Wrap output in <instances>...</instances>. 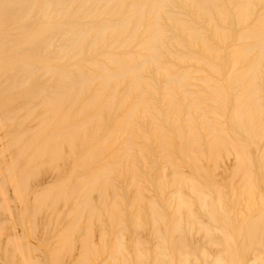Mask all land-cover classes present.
I'll use <instances>...</instances> for the list:
<instances>
[{"label":"bare ground","instance_id":"obj_1","mask_svg":"<svg viewBox=\"0 0 264 264\" xmlns=\"http://www.w3.org/2000/svg\"><path fill=\"white\" fill-rule=\"evenodd\" d=\"M242 1L0 0V10L20 16L22 22L33 9L39 8L42 14L49 7L70 20L68 28H55L61 45L53 46L54 38L48 36L54 30L50 29L34 46L37 54L44 52L46 62L55 66L7 57L6 53L13 55L16 49L4 50L3 60L12 66V74L8 75V87L0 85V264H24L20 251L33 248L27 242L40 243L44 264H264L263 210L241 224L236 216L231 219V209L225 222L228 230L224 229L241 236L234 233L227 240L211 224L217 223L215 214L224 206L220 187L203 182L204 172L218 162L222 149H228L229 139L225 135L210 137L204 153L207 161L200 164L196 154L186 163L173 151L178 149L183 155L195 152L198 135L192 122L185 127L190 143L185 151L182 128L176 130V139L167 141L156 123L159 117L166 125L171 120L169 114L177 113L178 106L169 93L171 88L181 92L188 77L187 70L176 72L173 64L161 63L163 54L176 63L187 59L206 63L209 75L202 83L210 84L213 93L221 89L213 64L193 53L168 51L179 44L164 35L161 15L184 36L185 46L194 50V46L209 43L219 30L213 26L202 35L203 22L214 24V19L227 15L239 23L262 2L251 0L252 7L249 0ZM178 10L184 13V20L175 19ZM79 18L99 22L80 24ZM249 24L250 28L239 34L249 45L234 48L233 53L239 57L254 54L256 58L264 51V12L253 14ZM23 31L24 38L30 35L28 29ZM218 41L225 43V34ZM135 44L142 56L116 55ZM207 50L215 58L218 55L213 45ZM81 56L91 57L83 66L96 74L81 72L79 64H62ZM251 69L255 75L242 88L250 116H255L259 110L253 103L258 89L254 83L261 78L264 86V72L261 77L259 67ZM37 72L43 74L41 78H36ZM153 72L162 75L166 111L153 104L150 94H156L142 77ZM233 76L240 84L246 78L244 73ZM32 80L39 82L44 97H40V88H32L5 103ZM123 82L128 83L127 88L118 93ZM91 83H96L97 89L81 98V88ZM130 91L137 94L134 106L128 105ZM231 104L236 107L233 101ZM194 107L189 103L190 109ZM144 118L150 119L148 128L156 137L153 152L158 154L160 165L155 170L147 162L151 146L143 145L148 135L139 122ZM254 122L258 126L259 122ZM205 129L210 134V129ZM227 160L229 157L222 159ZM230 164L241 167L237 161ZM194 174H199V180ZM232 176H240V180L248 177L238 166ZM23 240L26 243L20 244Z\"/></svg>","mask_w":264,"mask_h":264},{"label":"rangeland","instance_id":"obj_2","mask_svg":"<svg viewBox=\"0 0 264 264\" xmlns=\"http://www.w3.org/2000/svg\"><path fill=\"white\" fill-rule=\"evenodd\" d=\"M230 1L240 2L242 0ZM249 1L250 6L253 7L254 1ZM261 1L262 2L260 4H257V9L253 8L242 18L239 23L233 22V20L227 15L218 19H214V24L211 22H203L200 25V33L202 35H206L208 32H211L213 26L218 27L219 30L212 35L209 43L205 45L194 46V50H191L190 47L187 48L185 46L186 44H184V36L174 27L169 26V23H165V21L162 20V15L160 17V25L163 26L162 29L164 31V35L166 34L167 36L176 39L179 44L177 47L168 48L169 52L174 54H196L197 56H200L201 59L213 64L218 70L216 72L215 78L218 82V87H221L222 90L219 89L217 93H213V91L209 89L210 84L207 87L202 83V80H204L209 75L208 66L206 63H200L194 59L182 60L176 63L163 54L160 59L161 63L173 64L174 71L176 72L187 70L188 77L183 82V88L181 92H177L175 88H171L172 91L169 93L178 106L177 113L169 114L168 118H171V120L167 121L166 125H164V121L159 117L156 119V123L157 126L162 128L166 133L165 140L167 141H173L176 139V132H178L176 130L178 128H182V130L179 131L182 138L186 140L185 141L183 139V141H181V145L184 147L183 151H185V149L190 145V143L187 141L189 137L188 131H186L185 127L189 121L192 122L191 127L198 135V141L194 143L195 152H189L187 155H183L179 153L178 149L173 151L182 159L183 162L186 163H190L196 154L199 156L200 164H203L207 161L204 153L206 146L210 141V137L212 138L218 135H225L229 139L230 143L228 144V149H222L220 151L218 162L211 165L209 169L204 172L203 180V182L211 181L212 183L217 184L221 189L222 203L224 207L221 213L218 212L215 214V220L217 223L214 221L215 223L211 224L214 226V228H218L219 234L225 240H227L232 234L237 233L226 231L228 230V227L226 226L225 222L229 221L227 218H229L231 209H234L232 211L231 219L236 216L234 219L241 224H243L247 217L253 218L259 216L261 215L259 214L261 210L264 212V194H262L264 193V86H262L263 82L261 81V78H259L254 83V86H256L255 88L258 89L253 99V103H255L257 109L259 110L257 114H254L255 116H250L251 113L248 110L249 102H247V96L246 94H243L244 92L242 88L249 83L248 79L255 75V72L251 69L252 66L256 65L257 69L258 67L260 68V72L257 74L262 77V73L264 72V51L259 54L256 53V58L254 57V54L239 57L233 53L234 48H241L249 45L247 40H241L239 38V34L245 29L250 28L249 23L252 20L253 14L259 13L261 15L264 12V0ZM164 10H166V8H164ZM38 12L39 8L33 9L28 15L27 19L22 22L20 16H9L8 14L5 15V13L0 10L1 88H6L10 85L8 75L12 74V66L9 65L7 61L3 60V55L5 53L4 50L7 51L9 48L16 49L13 55L6 53L7 57L23 59L29 63H34L37 60L46 62V58L44 56L45 53L43 52L42 55H40L34 50V46L41 41V39L44 37V34L48 30L53 29L54 31L48 36L49 38H54L52 41L53 46L56 47L63 43L61 42L62 40L60 38H56L57 32L55 31V28H68L70 25V20L56 12L52 7L45 8L42 14H39ZM174 15L176 20H184V13L181 12V10H178ZM77 22L80 24H86L88 22L98 23L99 21L94 20L92 22L88 18H79L77 19ZM24 29H28L30 31V35H28L26 38L23 37ZM224 34L226 36V42H219V37ZM139 41L140 30L135 35L136 44ZM136 44L124 51H118L116 55L134 54L135 56H142V53L138 49H135ZM212 45L218 54L216 58L213 52H209L207 50L208 47ZM223 49L225 51L222 53ZM89 59H91L90 56H81L74 61L69 60L62 64L69 66L79 64L77 69H80L81 72L96 74V70L83 66L85 61ZM98 61L103 62L104 60L98 59ZM46 63L51 66H55L54 63ZM62 64L59 65L62 66ZM104 65L107 69H112L109 64L105 63ZM234 73H244L246 75V78L242 80L241 84L236 81L235 77L233 76ZM42 75V73L37 72L36 78H41ZM161 76H157L155 72H153V74H142V77L148 80L151 90L156 94L154 95L150 90H147L149 93H151L150 97L153 100V104L156 105L158 109L166 111V106H168V104L166 98L163 97L164 91L160 86V82L163 80ZM262 79L264 81V76ZM127 84V82L121 83L120 86H118V93L120 90L124 91L127 88ZM97 87L98 85L96 83H91L90 85L81 88V98H86L89 96V94L95 91ZM32 88H40V97H44L41 93V86L39 82L32 80L28 81L24 88H20V91L15 90L10 98L5 100V103H10L11 98L18 95L19 93L23 95ZM143 88L144 86L141 87V92L143 91ZM127 93L128 98L131 100L128 105L134 106L137 101V94L131 91ZM144 98L146 99V96H144ZM232 101L236 104V107L234 108L231 104ZM189 103H191V106L195 107L190 109ZM254 121L259 122V127ZM139 124L142 125L145 130V134L148 135V140L143 143V145L151 146L150 157L147 159V162L149 163V167L155 170L157 167H159L160 163L157 160L158 154L153 152V148H155L154 140L156 137L152 131V128H148L150 119L144 118L139 122ZM205 126L207 129H210V134L205 129ZM232 126L235 128H232ZM157 152L161 154L160 149H158ZM225 157H229V160L223 162L222 159ZM231 161H237L240 163L241 167L247 172H244L239 165H231ZM235 166H238L239 169L248 176L246 180H240V176L238 179L232 176V170H234ZM0 174V176H2V169H0ZM167 176L169 177L168 173ZM193 177L199 180V174H194ZM205 191L207 194H210L208 190ZM9 205L10 207H13L12 203ZM246 206H248V209H246ZM16 207L14 210L17 209ZM19 220H21V218L19 216V212L17 211L16 221ZM16 223L17 226L20 225L19 222ZM237 234L241 236V234ZM76 236H78V234H76ZM24 243H26L25 240L20 242V244ZM27 244L33 248H31L30 252L26 253L20 251L22 252L21 256L24 258V264H44L40 259V253L42 251V247L39 245L40 243L27 242ZM241 256L239 257L240 259L243 258ZM177 259L178 256L176 257L175 255L174 260Z\"/></svg>","mask_w":264,"mask_h":264}]
</instances>
